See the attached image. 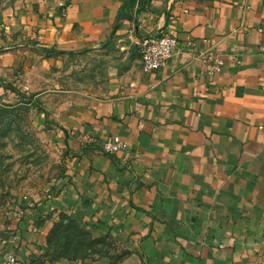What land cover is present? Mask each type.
<instances>
[{
    "label": "crops",
    "instance_id": "crops-1",
    "mask_svg": "<svg viewBox=\"0 0 264 264\" xmlns=\"http://www.w3.org/2000/svg\"><path fill=\"white\" fill-rule=\"evenodd\" d=\"M162 31L179 50L144 71L138 42ZM262 47L264 0H0V89L50 96L66 151L20 230L35 242L67 212L123 243L119 264H264ZM207 55L223 59L214 73ZM89 56L92 80L73 82L70 62ZM113 135L127 149L105 153Z\"/></svg>",
    "mask_w": 264,
    "mask_h": 264
},
{
    "label": "rangeland",
    "instance_id": "rangeland-1",
    "mask_svg": "<svg viewBox=\"0 0 264 264\" xmlns=\"http://www.w3.org/2000/svg\"><path fill=\"white\" fill-rule=\"evenodd\" d=\"M96 66V59L89 56L72 60L67 70L71 71L73 82L84 77L91 81ZM64 77L63 73H58L54 78L60 85L59 80L63 82ZM35 94L27 93L11 82L0 89V264L8 252L18 256L19 264H28L27 260L32 259L31 253L35 257L30 243L50 246V256H55V252L63 248V239L50 234V230L45 235L34 236L36 240L31 242L32 229L30 233L28 229L27 233H23L19 228L21 221L28 220L29 215L25 210L28 204L42 200L43 195L60 180L66 168V151L61 138L57 136V125L49 118L56 109L48 108L50 96L45 98L44 94ZM17 212L23 214L17 216ZM58 215L52 229L62 221L64 227L68 226L78 236L81 235L80 229L88 231L80 224L75 227L69 221L71 214L60 212ZM83 236V246L78 254L111 255L113 264H119L130 254L123 243L108 234L94 236L90 233L87 237ZM40 238L45 244H40ZM34 248L40 253L39 246ZM70 254L74 255L75 251L72 250ZM31 264H42V257L35 258Z\"/></svg>",
    "mask_w": 264,
    "mask_h": 264
},
{
    "label": "built area",
    "instance_id": "built-area-1",
    "mask_svg": "<svg viewBox=\"0 0 264 264\" xmlns=\"http://www.w3.org/2000/svg\"><path fill=\"white\" fill-rule=\"evenodd\" d=\"M64 5V3H61ZM181 41L169 31H162L156 35H145L139 42V53L144 71L159 69L165 66L172 55L179 50ZM187 44H192L191 39ZM264 49V47H262ZM205 61L211 65L210 72L214 73L223 65V59L217 55H207ZM128 147V141L120 135H113L102 145L105 153L113 154ZM1 264H19V258L14 252H8L2 259Z\"/></svg>",
    "mask_w": 264,
    "mask_h": 264
},
{
    "label": "trees",
    "instance_id": "trees-1",
    "mask_svg": "<svg viewBox=\"0 0 264 264\" xmlns=\"http://www.w3.org/2000/svg\"><path fill=\"white\" fill-rule=\"evenodd\" d=\"M70 216L71 217H70L69 221L75 227H78L80 224V226L84 227L88 231H83L82 229H80L82 236L81 235L78 236L77 234L71 232L68 226L64 227L62 225V221L55 224L53 229L52 228L50 229V231H51L50 234L53 233V234H55V237L63 239V241H62L63 248H62V251H56L55 256H50L49 253L51 252V250L48 249V247H50V246L39 247L40 253L35 258H39V257L41 258L42 257V264L46 260L50 261V260L58 259L59 257H67L69 259H77L80 257L91 256V253L85 252L84 254H78V252L81 250V247L83 246V244H82V237H84L83 235H85L87 237V235H89L92 232L90 231V229L83 226L81 224V221L76 216H74V215H70ZM88 232H90V233H88ZM49 241H51V240L49 239ZM72 250L75 251L74 255L70 254ZM35 258H32L30 260V262H32Z\"/></svg>",
    "mask_w": 264,
    "mask_h": 264
},
{
    "label": "water",
    "instance_id": "water-1",
    "mask_svg": "<svg viewBox=\"0 0 264 264\" xmlns=\"http://www.w3.org/2000/svg\"><path fill=\"white\" fill-rule=\"evenodd\" d=\"M122 15H123V13H121L119 16L121 17ZM107 44H108V43H107ZM107 44H106V45H107Z\"/></svg>",
    "mask_w": 264,
    "mask_h": 264
}]
</instances>
